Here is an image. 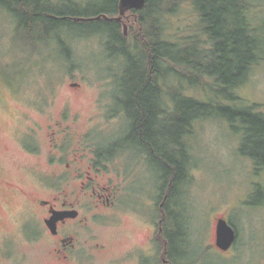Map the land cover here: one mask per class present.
I'll return each mask as SVG.
<instances>
[{
    "label": "rangeland",
    "instance_id": "1",
    "mask_svg": "<svg viewBox=\"0 0 264 264\" xmlns=\"http://www.w3.org/2000/svg\"><path fill=\"white\" fill-rule=\"evenodd\" d=\"M75 3L53 0L51 6L66 10H94L106 6L108 0H75ZM253 3L256 7L251 15L256 21L255 26L264 27V0H253ZM195 12L192 0H186L176 14L168 17L170 38L184 37L187 41L189 36L198 35L201 40L206 39ZM84 30L88 34L92 27ZM81 33L79 29L63 31L62 37H66V41L62 45L54 37L43 43L39 39L43 33L38 27L33 32L27 29L18 31L16 18L9 10L0 7V264H60L49 252L48 237L35 242L25 238L16 220L20 218L21 205L8 190L9 182L19 177L33 181L26 170L23 172L18 167L23 161L15 154V141L20 130L34 126L36 122L42 124L44 129L36 134L35 139L46 144L47 134L57 128L55 119L60 117L64 107L80 111V121L85 123L92 102L100 92L104 103L113 102L111 104L117 106L114 97L120 94L121 88L118 89L120 82L113 79V74L121 72L116 67L118 60L107 57L104 40L99 34L78 37ZM212 62L208 57L205 63ZM176 80H168V105H174L175 92L187 95V89L190 95L204 100L213 96L212 85H209L214 84L213 79L208 80L210 88L204 89L191 86L194 79H180L183 88L173 86ZM70 82L82 83V88H71ZM236 94L234 100L222 98L233 111L253 106L255 112L264 113V46L259 60L250 69L249 78L236 89ZM213 110L214 116L197 119L191 132L184 136L191 158L188 177L179 196L181 208L187 215L185 222L190 221L197 242V255H202L197 264H264V208L245 203L250 197V172L249 162L241 150L244 126L240 120L233 121L238 117L227 116L220 106L216 105ZM67 181L61 189L68 187ZM257 193L252 197H259ZM50 194L48 188L40 196ZM93 210L94 215L98 210ZM220 216L235 223L239 230V240L232 251L208 248L216 241L215 225ZM146 230L145 226L138 229L127 221H120L117 215L96 213L81 234L82 240L86 239L81 246L93 236L94 244H106V248L82 252L81 259L88 264H120L118 257L125 248L148 244ZM6 236L8 240L4 247Z\"/></svg>",
    "mask_w": 264,
    "mask_h": 264
},
{
    "label": "trees",
    "instance_id": "2",
    "mask_svg": "<svg viewBox=\"0 0 264 264\" xmlns=\"http://www.w3.org/2000/svg\"><path fill=\"white\" fill-rule=\"evenodd\" d=\"M10 1L9 11L17 20L18 31L33 32L38 27L43 33L39 38L43 43L54 37L60 45L66 41L63 31L79 29L82 33L78 37L99 34L107 57L117 58L116 67L123 73L113 79L120 82L117 86L123 87L124 100L131 104L130 116L146 120L134 126L140 127L148 139L150 128L155 125L153 139L163 176L169 171L164 160L172 167V208L165 213L160 233L164 239L165 235L170 238L173 264H180L182 259L188 264L197 263V242L190 221L185 222L187 215L179 196L191 158L186 140L181 144L180 136L184 132V136L189 134L197 119L214 116L213 108L217 105L232 119L238 117L233 121L240 120L244 130L249 129L248 137H243L244 145L250 140L255 148L264 143V114L255 112L253 106L235 112L225 104V100L237 98L236 89L249 78L250 69L263 50L264 27L255 26L251 15L256 7L253 0H192L206 39L192 35L189 41L184 37L170 38L167 25L168 17L176 14L186 0H147L143 8L128 11L122 20L117 19L120 0H108L106 6L94 10L58 9L51 6L53 0ZM65 1L76 5L75 0ZM124 24L128 25L127 34ZM89 27L92 30L87 34L84 29ZM208 57L213 62L206 65ZM169 78L177 79L173 86L179 87H182L180 79H194L191 86L200 89L210 88L208 80L213 79L214 84H209L213 96L204 100L190 95L187 89V95L175 92L178 98L173 99V106L168 105Z\"/></svg>",
    "mask_w": 264,
    "mask_h": 264
},
{
    "label": "flooded vegetation",
    "instance_id": "3",
    "mask_svg": "<svg viewBox=\"0 0 264 264\" xmlns=\"http://www.w3.org/2000/svg\"><path fill=\"white\" fill-rule=\"evenodd\" d=\"M10 4V0L0 1V7L7 10ZM69 85L77 90L82 88L79 82H70ZM119 88L120 94L114 97L117 106H113V102L104 103L100 92L92 102V110L85 123L80 121V111L64 107L60 117L55 119L57 128L53 129L52 134H47L49 139L46 144L35 139L36 134L44 129L38 122L20 130L16 138L15 154L23 159L18 167L23 172L26 170L33 180L30 182L19 177L9 182L8 190L21 205L20 218H16L19 230L25 238L34 242L47 236L49 252L60 264H86L81 259L82 252L105 250L106 244H94L93 236H89L87 244L81 246L86 242L81 234L87 230L90 219L96 213L117 215L120 221H127L138 229L140 226L147 228L144 233H148V244L125 248L118 257L120 264H173L170 238L165 235L164 239L160 233L165 213L172 208L171 163L164 160L165 169L169 171L163 176L153 139L156 127L152 124L151 135L147 139L141 128L134 126L146 120H134L130 116L128 109L131 104L124 100L123 87ZM60 126L63 127L60 129ZM248 130L245 127L244 138L248 137ZM103 134L109 136L104 137ZM241 146H244L243 154L249 162L250 172V197L245 203L262 209L264 143L255 148L252 140L244 145L242 139ZM66 179L68 187L61 189ZM48 188L51 194L40 196ZM255 192L259 197H252ZM93 209L98 210L94 215ZM220 218L225 217H217L216 241L208 248L232 251L239 240V230L235 223L226 218L236 230V240L228 250H223L217 245ZM7 240L6 236L4 247ZM199 257L202 255L197 256L198 261ZM179 262L188 264L183 259Z\"/></svg>",
    "mask_w": 264,
    "mask_h": 264
},
{
    "label": "water",
    "instance_id": "4",
    "mask_svg": "<svg viewBox=\"0 0 264 264\" xmlns=\"http://www.w3.org/2000/svg\"><path fill=\"white\" fill-rule=\"evenodd\" d=\"M147 0H120L119 9L120 16L118 20H122L123 15L134 9H141ZM124 32L128 33V25L124 24ZM236 240V230L234 226L226 218H220L217 227V245L223 250H228Z\"/></svg>",
    "mask_w": 264,
    "mask_h": 264
},
{
    "label": "bare ground",
    "instance_id": "5",
    "mask_svg": "<svg viewBox=\"0 0 264 264\" xmlns=\"http://www.w3.org/2000/svg\"><path fill=\"white\" fill-rule=\"evenodd\" d=\"M13 7V6H12ZM186 134V132H184L183 134H181V136H180V143L182 144V140H184L185 139V137H184V135Z\"/></svg>",
    "mask_w": 264,
    "mask_h": 264
}]
</instances>
